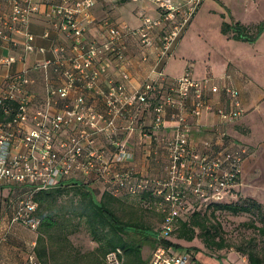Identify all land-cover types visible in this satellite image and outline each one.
Segmentation results:
<instances>
[{
  "label": "built area",
  "instance_id": "built-area-1",
  "mask_svg": "<svg viewBox=\"0 0 264 264\" xmlns=\"http://www.w3.org/2000/svg\"><path fill=\"white\" fill-rule=\"evenodd\" d=\"M98 1L0 0V66L24 63L20 70L6 73L0 89V184L27 187L13 195L17 197L12 201L11 222L37 230L41 220L35 194L81 178L85 183L105 184L116 196H154L152 205L163 214L164 222L151 264H202L192 252L175 251L161 239L171 236L184 216L214 202L239 198L249 147L234 144L223 125L247 113L241 92L210 77L198 79L190 70L171 77L160 68L204 0H149L157 8L156 15H145L139 27L125 21L104 22L103 40L86 34ZM36 16L69 33L71 43L55 40L50 48L38 44L37 35L29 29ZM157 30L163 32L159 44ZM20 32L22 51L5 55V47L20 45L16 37ZM129 36L159 50L157 64L139 88L133 86L126 67ZM43 37L51 39L52 34L47 30ZM48 51L53 56L27 65L29 55ZM112 68L119 78L110 76L103 86L101 80ZM34 72L42 74L41 91L33 89L38 81ZM211 91L225 92L229 106L215 107ZM88 93L101 96L104 109L91 104ZM154 97L153 140L169 156L165 177L139 173L130 147L137 130L144 135L149 132L141 117ZM211 111L220 117L217 140L195 139L194 127L202 125L205 113ZM106 260L126 264L120 247L110 251ZM26 264L44 262L32 251Z\"/></svg>",
  "mask_w": 264,
  "mask_h": 264
},
{
  "label": "crops",
  "instance_id": "crops-1",
  "mask_svg": "<svg viewBox=\"0 0 264 264\" xmlns=\"http://www.w3.org/2000/svg\"><path fill=\"white\" fill-rule=\"evenodd\" d=\"M222 2L225 8L222 7L221 10L211 7L222 15L221 31L224 22H240L253 31L264 22V18L255 16V12L264 5V0H222ZM203 9L202 3L181 35L172 54L161 62L160 68L171 77H178L190 70L198 79L210 77L219 85L229 84L240 90L241 100L247 113L237 122L223 125V128L234 144L249 147V153L243 161L239 192L264 198V32L254 42L233 38V33L227 35L223 31V34L215 35V40L214 34H207L196 29ZM156 14V6L149 0H99L92 10L93 22L89 25L86 34L91 38L103 40L107 34L104 22L116 24L125 21L133 27H139L145 15ZM29 29L37 35V43L48 48L55 40L60 43H71V38L66 35L69 33L58 30L42 16L34 17ZM47 30L52 34L51 39L43 37ZM17 34H19L16 37L20 45L5 47L3 49L5 55L9 53L18 55L22 51L21 44L24 40L20 34L23 33ZM154 34L156 44H159L163 32L157 30ZM126 41L129 46L126 67L131 74L133 86L137 87L141 84L142 87L158 62L159 50L156 45L142 46L137 36H129ZM44 56L51 57L53 53L48 51L47 54H31L27 65L32 66L36 59ZM23 66L22 62H17L11 67L0 66V89L6 73L20 70ZM33 74L38 80L33 89L41 91L42 74L41 72ZM110 76L119 78L115 68H112V71L101 80L103 86L107 84ZM209 97L215 107L229 106L228 97L223 91H211ZM88 99L94 106L104 109L105 104L98 94L88 93ZM155 104L154 97L149 105L145 106L141 117L149 129L148 134L144 135L142 131L137 130L130 139V147L135 153L133 163L139 173L165 177L169 156L162 144L153 140L152 122ZM218 123H220V117L214 111L207 112L202 119V125L194 127L192 136L200 141L217 140ZM124 124V121H120V125ZM156 149L157 152H155ZM78 180L82 181L81 178ZM17 189L25 190L27 187L0 184V264H26L29 252L35 250L38 244V230L11 222L15 208L12 201L17 197L13 195L17 193ZM158 216L160 220L154 227L156 232L162 228L164 222L163 214L158 212ZM173 240L185 247H199L200 250L195 253V256L202 264H248L245 256L227 248L220 249L223 253L221 256L213 255L199 237L189 241L175 236ZM145 259L149 264L152 263V259L148 260L146 257Z\"/></svg>",
  "mask_w": 264,
  "mask_h": 264
},
{
  "label": "trees",
  "instance_id": "trees-1",
  "mask_svg": "<svg viewBox=\"0 0 264 264\" xmlns=\"http://www.w3.org/2000/svg\"><path fill=\"white\" fill-rule=\"evenodd\" d=\"M222 31L227 35L233 33V38L254 42L264 32V22L254 31L240 22H224ZM93 185L79 180H68L59 187L35 194L34 199L39 204L37 216L41 223L37 229L38 244L36 249L30 252L35 251L44 264H105V262L108 264L107 254L120 247L124 251V257L128 256L126 264H149L143 255L144 244L152 238L159 243L158 235L161 229L156 232L147 223L123 219L113 203L121 197L130 196H116L107 189L102 196H99L98 190ZM68 190H75L79 195L69 204L58 203V199L62 196H51L55 192L64 194ZM141 197L146 205L153 207L154 196L144 194ZM223 211L233 214L250 213L255 219L259 218L264 222V204L256 199L214 202L208 207L184 216L178 229L171 236L162 238V243L174 248L175 251H189L194 255L200 250L199 247H185L174 241L173 237L192 241L202 236L203 242L209 249L220 250L231 247L221 235V222L216 220L219 218V212ZM82 225H85L92 239L99 244L95 250L83 252L74 247L71 235L78 232ZM246 225L264 235V224L259 225L256 220H252ZM58 254L63 255L64 259L61 263L56 259ZM245 254L249 256L251 264H264V259L255 253ZM54 260L57 262L53 263Z\"/></svg>",
  "mask_w": 264,
  "mask_h": 264
},
{
  "label": "rangeland",
  "instance_id": "rangeland-1",
  "mask_svg": "<svg viewBox=\"0 0 264 264\" xmlns=\"http://www.w3.org/2000/svg\"><path fill=\"white\" fill-rule=\"evenodd\" d=\"M203 4L204 11L199 21V26L196 29L198 31H204L207 34H214V36L216 34H223L221 31L222 15L212 10V8L221 10L222 7L225 8L224 3L222 0H204ZM255 16L264 18V5H262L261 8L255 12ZM140 85L141 84H138L137 87H141ZM93 186L98 190L99 196H102L106 192V185L103 183H96ZM51 196H62L58 199V203L69 204L73 199H75V196L79 195H77L75 190H68L64 194H58L55 192ZM141 196L142 195L121 197L120 200L115 201L113 205L118 214L123 219L128 221H141L142 223H147L154 228L157 226V222L160 220L158 212L153 207L146 205ZM250 198L256 199L264 204L263 197L251 196L247 192L240 193V196L237 200L242 201ZM218 216L219 218H216V220L222 224L221 235L224 236L227 242L231 245V247L227 248L228 250L237 251L242 256H245L248 260V264H251V262L249 256L245 254L246 252H253L264 259V235L256 229L246 225L247 222L252 220H256L257 224L259 225H263L264 222H262L259 218L255 219V217L250 213L233 214L229 211H223L221 213L219 212ZM200 232L201 231H199V233ZM200 239L203 241L202 236H200ZM71 240L74 243V247L81 249L83 252L95 250L99 245L92 239L85 225H82L78 232L71 235ZM157 245L158 241H156V239L152 238L147 240L144 244V257H146L148 260H151ZM210 250V252L215 256H221V254H223L221 250ZM56 259L59 261V263H61L64 258L63 255L58 254ZM126 260H128V256H125V261ZM57 261L54 260L52 262L55 263Z\"/></svg>",
  "mask_w": 264,
  "mask_h": 264
}]
</instances>
